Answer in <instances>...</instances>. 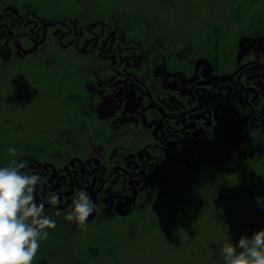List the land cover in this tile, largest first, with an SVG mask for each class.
Masks as SVG:
<instances>
[{
  "label": "rangeland",
  "instance_id": "374dc122",
  "mask_svg": "<svg viewBox=\"0 0 264 264\" xmlns=\"http://www.w3.org/2000/svg\"><path fill=\"white\" fill-rule=\"evenodd\" d=\"M6 13L74 28L106 24L172 61L220 51L229 59L238 36L264 29V0H0V15ZM64 32L48 30L49 44ZM227 35L233 40L226 44ZM15 44L0 41V163L15 158L9 147L16 156L41 151L62 160L60 153L85 147L79 124L67 119H84L80 110L93 78L73 52L49 48L25 57L30 45L24 39ZM47 54L51 58L44 59ZM237 146L128 215L76 237H48L33 264H223L225 242L236 245L264 230V202L256 199L264 198V127Z\"/></svg>",
  "mask_w": 264,
  "mask_h": 264
},
{
  "label": "flooded vegetation",
  "instance_id": "af4514ba",
  "mask_svg": "<svg viewBox=\"0 0 264 264\" xmlns=\"http://www.w3.org/2000/svg\"><path fill=\"white\" fill-rule=\"evenodd\" d=\"M57 27L65 32L55 47L47 35ZM230 37L222 42L232 41ZM22 39L30 45L25 57L39 56L49 48H59L66 55L73 52L93 78L85 90L89 93L86 107L80 110L84 119H67L79 124L85 147L59 152L62 160L41 151L14 158L26 163L29 174L42 178L36 190L38 203L51 194L59 197V204L46 205L47 214L56 221L48 237L84 233L63 218L80 191L98 209L86 228L128 215L171 184L204 171L264 127V29L238 36L229 59L220 51L187 59L179 54L172 61L152 55L121 29L106 24L74 28L33 16L0 15V41L16 45ZM221 40H216L217 45Z\"/></svg>",
  "mask_w": 264,
  "mask_h": 264
},
{
  "label": "clouds",
  "instance_id": "9594fccd",
  "mask_svg": "<svg viewBox=\"0 0 264 264\" xmlns=\"http://www.w3.org/2000/svg\"><path fill=\"white\" fill-rule=\"evenodd\" d=\"M8 153L16 157L17 150L9 147ZM25 168L26 163L16 159L0 166V264H33L40 243L56 227L46 205L59 204V197L51 194L38 203L36 190L42 178ZM256 199L264 202V198ZM97 210L89 195L80 191L63 218L86 231L88 218ZM220 252L223 264H264V230L242 236L236 245L225 242Z\"/></svg>",
  "mask_w": 264,
  "mask_h": 264
}]
</instances>
